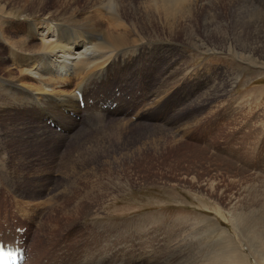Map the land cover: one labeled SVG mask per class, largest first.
<instances>
[{
  "label": "rangeland",
  "instance_id": "obj_1",
  "mask_svg": "<svg viewBox=\"0 0 264 264\" xmlns=\"http://www.w3.org/2000/svg\"><path fill=\"white\" fill-rule=\"evenodd\" d=\"M229 1L221 5L225 18ZM250 1L257 46L229 49L223 37L206 39L200 25L201 38L188 43L185 30L171 36L147 24L128 63L93 78L85 108L54 95L35 104L28 90L39 81L25 76L21 87L1 93L0 235L7 226L25 228L31 264L51 254L53 264L54 252L62 264H194L220 242H232L241 264H264V251L253 254L256 246L234 228L236 215L264 214V0ZM18 2L0 0L11 14L0 15V27L13 23L15 43L25 38L20 23L41 20L31 0H24L28 11ZM74 2L49 0L48 9ZM84 2H76L79 10ZM65 22L71 34L79 31ZM253 48L252 59L234 51ZM2 59L12 56L0 31ZM76 85L73 75L61 89L77 96ZM117 99L118 109L104 108ZM129 135L137 144L121 150ZM108 143L116 148L105 150Z\"/></svg>",
  "mask_w": 264,
  "mask_h": 264
},
{
  "label": "bare ground",
  "instance_id": "obj_2",
  "mask_svg": "<svg viewBox=\"0 0 264 264\" xmlns=\"http://www.w3.org/2000/svg\"><path fill=\"white\" fill-rule=\"evenodd\" d=\"M73 1L78 3V0ZM48 2L49 0H31V7L37 8L36 13L41 20L38 23L34 21L20 23L18 29H22L25 38H19L16 43L10 36L17 34V28L13 23L0 27L2 39L12 56V59H2L4 62L0 60L7 63L6 67L2 64L4 73L0 76V94L7 95L10 94L8 93L10 88L21 87L20 76H25L28 80L32 78L39 81L40 86L31 87L28 90L35 104L43 105L49 100V95H54L60 98L61 102H68L70 106H78V98L74 90L66 92L61 89L69 84L71 76L77 77L75 89L86 93L96 83L93 78L104 79L115 64L128 63L130 59L128 49L136 46L141 33H144L142 32L143 25L147 24L153 25V28L161 27L171 36L176 35L180 30H185L188 43L195 40L194 34L198 33L197 26L200 25L206 39L212 36L223 37L228 43L230 42V47L227 44L229 49L233 50V46L235 49L237 46L254 44L257 46V5L250 0H230L229 18H225L222 12L223 0H85L84 7L80 8L88 9L83 13L84 18L78 17L82 10H79L76 2L67 4L63 11L49 10ZM18 4L20 9L28 11L24 0H19ZM113 9L116 11L113 12ZM0 15L11 16L6 13L4 5L1 4ZM65 21L74 22L80 27L79 31L71 34V25ZM261 27L263 30L258 35L264 37V23ZM197 36L201 38L198 34ZM83 37L86 39L78 43L77 39ZM32 39L39 44L42 50L34 52ZM254 50L255 48L248 50L249 55L246 54L245 49L241 52L234 51L241 59H252ZM138 52L137 48L133 50L134 54ZM23 54L32 58L27 59L22 56ZM88 100L90 103L93 102ZM117 101L118 99L106 103L104 108L107 104ZM119 105L121 102L116 107L117 109ZM105 109L113 110L108 107ZM61 110L68 112L63 108ZM148 134L150 135V132ZM129 136L130 138L123 137L126 144L121 150L137 144L136 142L129 143L128 140H134L131 135ZM153 141L151 139V142ZM141 146L143 147L142 144ZM107 147L116 148V143L103 145L105 150L108 149ZM91 176L93 179H98L89 173V177ZM95 186L91 184L87 189V193L93 197L96 196ZM81 202L82 199L77 203ZM234 217L237 221L234 228L239 235L246 236L248 241L251 240V244L256 246L251 250L252 253L258 254L264 251V214L255 212L254 216L236 215ZM20 241L23 242V239ZM231 244L232 242H220L214 252L207 253L194 264H241L238 258L239 251L236 252V247ZM54 255L53 264H62L61 256L55 252ZM51 256L52 254L42 258L43 260L38 261L37 264L51 262ZM49 262L47 264H50Z\"/></svg>",
  "mask_w": 264,
  "mask_h": 264
}]
</instances>
